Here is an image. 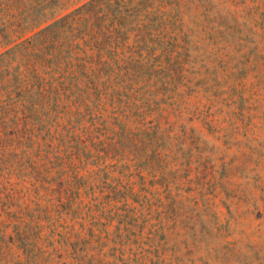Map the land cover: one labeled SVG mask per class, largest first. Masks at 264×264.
I'll return each mask as SVG.
<instances>
[{
    "label": "rangeland",
    "instance_id": "obj_1",
    "mask_svg": "<svg viewBox=\"0 0 264 264\" xmlns=\"http://www.w3.org/2000/svg\"><path fill=\"white\" fill-rule=\"evenodd\" d=\"M21 1L0 0L12 41L30 34L13 30ZM58 1L67 12L86 0ZM166 2L129 91L147 131L106 153L111 186L69 187L65 150L6 147L0 264H138L147 219L163 232L143 264H264V0ZM128 186L138 200L105 198Z\"/></svg>",
    "mask_w": 264,
    "mask_h": 264
},
{
    "label": "trees",
    "instance_id": "obj_2",
    "mask_svg": "<svg viewBox=\"0 0 264 264\" xmlns=\"http://www.w3.org/2000/svg\"><path fill=\"white\" fill-rule=\"evenodd\" d=\"M31 1H21L13 17V30L29 35L12 41L8 32L12 21L0 29L2 165L7 146L12 145V152L18 146L21 150L36 146L39 152L45 150L42 148H57L67 152L74 170L69 187L89 181L111 186L107 173L110 165L101 166L106 153L120 152L147 131L144 104L130 103L129 91L145 66L142 50L146 30L151 26L148 22H157L154 29L158 30L162 15L169 14L167 2L86 0L62 12L58 0L50 4ZM134 48L140 50L137 56ZM106 189L112 196L105 198L117 203L138 200L140 194L130 186ZM147 222H151L144 242L148 249L138 264L144 263L151 248H158L156 238L163 232L157 223L150 219Z\"/></svg>",
    "mask_w": 264,
    "mask_h": 264
}]
</instances>
